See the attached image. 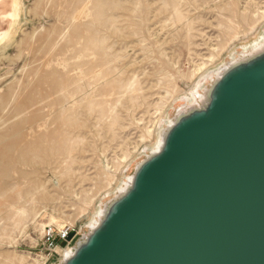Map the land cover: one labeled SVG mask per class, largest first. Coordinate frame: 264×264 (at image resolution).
<instances>
[{
  "label": "water",
  "instance_id": "obj_1",
  "mask_svg": "<svg viewBox=\"0 0 264 264\" xmlns=\"http://www.w3.org/2000/svg\"><path fill=\"white\" fill-rule=\"evenodd\" d=\"M227 61L54 264H264V49Z\"/></svg>",
  "mask_w": 264,
  "mask_h": 264
},
{
  "label": "bare ground",
  "instance_id": "obj_2",
  "mask_svg": "<svg viewBox=\"0 0 264 264\" xmlns=\"http://www.w3.org/2000/svg\"><path fill=\"white\" fill-rule=\"evenodd\" d=\"M118 2L115 0H37L34 8L30 9L25 5V0H14V9L9 14L13 18V25L6 32L0 34V59H7L9 65H15L22 61L23 66L17 74L8 71L0 77L1 84L10 75H14L6 88L0 86V103L2 104L0 156L13 158L16 153L22 151L23 155L20 157L22 162L30 165L35 163L34 157L29 156L33 152L42 153L41 161L43 162L46 161L45 158L47 159L53 154L59 155L65 152L70 154L71 141L79 138V135L70 130L78 122V109L86 108L88 109L87 113L90 114L93 106L101 105L105 107L100 110L103 117H112L111 128L115 127L117 119L114 118V110L116 106L122 103V97L125 94L130 95L137 89V78L132 77L124 80L121 70L116 65L120 58H124L118 48H115L122 39V29L117 25L119 17L111 12L118 8ZM233 5L238 7V3L234 0H230L225 6ZM161 9L171 11V19L174 24L187 19L181 8V0H164ZM32 12L35 15L53 18L55 22L49 28H34L32 33H25L23 26L27 23L23 21L24 23L17 26V18L23 13V17L27 19ZM236 12L239 13L237 17L240 18L241 23L248 24L254 30L264 21V9L250 12L245 7L243 10L238 8ZM229 22L233 24L228 23L227 25L226 40H233L238 37L240 26H235L232 19ZM20 32L23 33V37L18 40L17 36ZM115 35V40L108 43V39ZM227 42L225 41L220 46L222 50L226 48ZM13 47L16 48L17 53L11 56L9 51ZM217 49L215 48V50ZM263 49L264 30L258 40L233 51L228 57L227 64L236 63ZM207 64L203 62L197 64L198 66L189 72H183L182 76L192 83L198 77L200 79L195 89L177 101L180 104L175 107L176 117L168 116L167 119H163L158 116L153 122L160 128L155 145L151 147L152 151L160 149L164 133L174 123L178 115L188 108L200 104L199 100H204L208 86L204 87L203 81L211 76L214 81L216 77L220 76L223 70L222 66L206 74ZM227 64L225 65L227 66ZM168 75L170 80L167 83V92L174 98L180 94L181 87L177 85L171 74ZM146 135L153 137L154 129L147 128L142 136ZM80 138L82 139V137ZM17 143H21L20 148L14 147ZM36 143H39L38 149L34 147ZM137 150L138 148L134 151ZM130 154L129 149L124 151L123 160L116 166L119 167L123 162H126ZM69 158L66 156L61 162L68 164ZM106 170L102 172L103 180L101 178L100 183H96L95 189L100 184L110 185L117 181L116 173L119 169L116 167L111 171ZM33 173L22 172V177L28 185L25 193L16 190V199L9 201L7 215H2L0 211V222H4L0 234L2 245L16 242L14 234L17 232L21 237H29L31 229H34L42 235L47 225L61 226L68 221L59 218L60 212H57L56 208L50 211L49 207L44 205L52 197L48 193V188L59 185L58 181L54 180L55 177L61 179L60 170L52 171L54 178ZM131 180L132 176L126 177L117 186V193H123ZM13 184L12 189L20 185L18 182ZM89 194L82 200L88 206L92 202V197ZM6 195L0 193V199H4ZM104 209L102 206L91 217L90 230L97 226L104 214ZM43 219H47L48 223L42 222ZM70 245L60 250L62 256L70 254ZM2 257L6 260L5 262H2ZM27 257L29 256L18 254L16 251L3 252L0 254V264H14L17 260L18 264H45L44 256L35 259L33 263H22L27 260Z\"/></svg>",
  "mask_w": 264,
  "mask_h": 264
},
{
  "label": "rangeland",
  "instance_id": "obj_3",
  "mask_svg": "<svg viewBox=\"0 0 264 264\" xmlns=\"http://www.w3.org/2000/svg\"><path fill=\"white\" fill-rule=\"evenodd\" d=\"M36 1L25 0V5L32 9ZM115 1H119V6L111 12L119 17L117 25L122 29V39L115 48L124 55V58H120L116 65L121 70L124 80L137 78L136 91L130 95L125 94L126 96L122 97V103L116 106L114 118L116 117L117 121L113 129L111 128L112 117H103L100 111L105 107L93 106L90 114L87 113L86 108L78 109V122L70 130L79 135V138L71 141L70 154L67 152L53 154L45 158L46 161L43 162L41 161L42 153L33 152L29 156L34 157L35 163L30 165L22 162L20 158L23 155L22 151L16 153L13 158L0 156V165H2L0 166V193L7 194L4 199H0L2 215H7L9 201L16 199V190L25 193L28 187L22 177L23 171L36 172L54 178L52 171L60 170L61 179L55 177L54 180L58 181L59 185L48 188V193L52 197L44 205L48 206L50 211L56 208L57 212H60L59 218L68 220L63 225L75 226L79 234L87 231L91 217L104 202L114 197L117 186L132 173L134 165L143 158L145 150L148 151L155 145L160 127L153 122L158 116L163 119L171 116L175 107L180 104L177 101L196 88L200 77L192 83L182 74L203 62L208 63L206 74L209 73L224 64L233 51L258 40L264 30V21L254 30L248 24L241 23L240 18L237 17L239 13H235L238 8L243 10L245 7L250 12L261 11L264 9V0H234L238 3V7L225 6L230 0H181V8L187 19L176 24L172 22L171 11L161 9L164 0ZM13 5L14 0H0V24L3 32L13 25V18L9 16L14 9ZM22 14L17 18V26L20 23H27L23 27L28 34L32 33L34 28H49L55 22L53 18L35 15L33 12L27 19ZM144 18L145 20L142 21ZM231 19L234 20L235 26H240L237 27L239 33L237 38L226 40V28L228 23H232L229 22ZM129 28L130 30H127ZM22 37L23 33L20 32L17 39L21 40ZM115 38L116 35L111 36L108 43H112ZM225 41L228 42L227 45L225 44L226 48L222 50L220 46ZM215 48L218 49L215 50ZM16 53L15 47L9 51L11 56ZM6 60L0 59V77L8 71L17 74L23 66L22 61L9 65ZM168 74H171L177 85L181 87L180 94L174 98L167 92V83L170 80ZM13 78L12 74L2 81L1 88H6ZM1 106L0 103V114ZM147 128L154 129L152 138L148 135L142 136ZM14 147L20 148L21 143H17ZM34 147L38 149L39 143L34 144ZM137 148L138 150L134 151ZM127 149L131 152L128 159L119 167L116 166L123 160L124 151ZM66 156L70 157L68 164L61 162ZM116 167L119 169L116 173L117 181L110 185L100 184L95 189L96 183H100L102 172L106 169L114 170ZM15 182L20 185L12 189ZM88 194L92 197L89 206L82 202ZM42 222L48 223V220L43 219ZM3 223V221L0 222V234ZM33 230L31 229L29 237H21L18 232L15 233L16 242L14 243L2 245L0 242V254L16 251L18 254L29 256L22 263H33L35 259H40L43 256L42 235L39 231ZM61 257L62 255L53 257L49 264L58 261ZM2 260V262L6 261L3 257ZM18 262L17 260L14 264Z\"/></svg>",
  "mask_w": 264,
  "mask_h": 264
},
{
  "label": "built area",
  "instance_id": "obj_4",
  "mask_svg": "<svg viewBox=\"0 0 264 264\" xmlns=\"http://www.w3.org/2000/svg\"><path fill=\"white\" fill-rule=\"evenodd\" d=\"M76 230V234L72 240H67L70 231ZM79 234L75 226L70 225H47L42 233V254L45 257V264H49L53 257L60 254L68 245L72 244L74 239Z\"/></svg>",
  "mask_w": 264,
  "mask_h": 264
}]
</instances>
